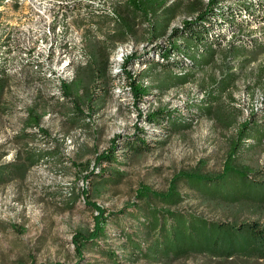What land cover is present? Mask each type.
Instances as JSON below:
<instances>
[{"label": "rangeland", "instance_id": "374dc122", "mask_svg": "<svg viewBox=\"0 0 264 264\" xmlns=\"http://www.w3.org/2000/svg\"><path fill=\"white\" fill-rule=\"evenodd\" d=\"M124 1L0 0V82L5 84L0 162H21L25 147L43 154L24 176L0 184V264H75L78 256L73 236L91 229L96 214L85 202L83 188L89 189L92 201L114 214L106 227L107 242L99 240L98 244L119 245L123 240L116 237L117 228L128 225L133 230L138 225L131 215L133 208L120 210L137 202L140 186L166 191L180 171L221 172L239 125L252 113L264 110V24L246 32L258 39L254 47H237L232 52L239 55L228 58L231 39L218 50L213 63L183 69L192 74L189 81L163 91L154 85L172 73L157 64L161 60L157 46L164 49L167 40L153 42L147 22L139 23L123 40L117 7ZM193 1H174L177 13L173 27L190 19ZM103 44L112 50L105 87L101 77L90 81L88 67ZM131 54L133 59L122 65ZM232 68H236V79L218 102L227 110L226 115H236V122L227 127L213 117L202 116L185 126L188 123L179 113L189 110L187 107L195 111L205 99L211 101L212 96L220 95L217 83L228 82ZM127 71L151 86L140 100L131 89ZM77 79L88 86L89 97L94 94L93 102H80L83 115L75 106L76 100L64 93L63 83ZM28 109L42 116L43 132L37 127L23 132ZM161 109L170 110V119L150 121L148 115ZM139 138L149 149L136 151L125 145ZM114 141L119 144L117 160L97 166L98 155L109 150ZM249 142L236 153L235 163L258 171L264 168V142ZM93 168L96 173L87 180L84 176ZM255 176L257 173L250 174ZM180 187L186 198L175 207L179 211L212 222H264V204L256 200L231 203L207 199L190 189L186 181L180 182ZM240 193L252 197L264 194V190L244 188ZM98 250L86 251V259L79 264L103 262ZM136 264H264V258L192 253L171 261L140 259Z\"/></svg>", "mask_w": 264, "mask_h": 264}, {"label": "trees", "instance_id": "16d2710c", "mask_svg": "<svg viewBox=\"0 0 264 264\" xmlns=\"http://www.w3.org/2000/svg\"><path fill=\"white\" fill-rule=\"evenodd\" d=\"M174 1L125 0L117 7L120 14L119 33L123 35V40L128 38V33L133 34L141 22H147L150 25V36L153 42L161 39L167 40V46L164 49L157 46L159 48L157 53L161 60L156 62L169 68L168 70H171L172 74L160 79L154 87L166 91L173 86L188 82L192 74L184 73L183 69L190 71L195 66L203 68L210 65L214 62L218 50L223 45L226 46L231 39L233 40L229 45L231 50L228 52V58L239 55V53L232 52L236 51L237 47L251 48L256 45L258 39L252 38V34L247 35L246 32L264 24V0H207V2L194 0L189 6L190 19L189 17L185 18L182 27L171 25L173 17L177 13V9L173 8ZM244 12L247 13L245 16ZM256 14L260 16H256ZM235 43H238V46H233ZM100 47L98 51L94 52V58L88 65L89 79L93 83L98 77H101L102 87H105L108 80L106 76L111 69L110 54L112 50L106 44ZM133 56L134 54L127 55L122 65L127 66ZM148 61L153 60L148 59ZM174 69H178L179 73H173ZM233 69L236 68L230 69L229 73L231 74L228 76V82L217 83L219 87L217 92L221 93L220 95L212 96L211 101L205 99L195 111L191 107H187L189 108L186 110L187 113L186 111L179 113L182 115L181 119L184 123H188L184 124L185 126L189 127L202 116L213 117L227 127H231L236 122V115H226L227 110L223 109L221 103L218 102L221 95L232 86L236 79V72ZM127 74L136 99H142L149 93L151 86H146L140 76L133 77L129 71ZM63 87L65 95L76 100L75 106L83 115L84 111L80 102H93L94 94L89 97L88 86L85 88L84 83L79 79L71 82L65 81ZM4 88L5 84L0 82V111L2 110L1 98ZM94 105L92 103V108ZM263 111L252 113L239 125L236 138L232 142L231 152L228 154L221 172L203 174L196 169L180 171L172 177L166 191H155L146 185L140 186L135 197L137 202L120 210V212H125L129 207L133 208L135 212L131 215L137 219L138 225L133 230V227L128 225L117 228L115 235L117 233L116 237L123 240L119 245L111 243L101 246L98 244L99 240L107 242L106 227L114 214L92 201L89 189L83 188L82 194L85 197V202L94 209L96 214L93 216L94 225L91 229L86 232L78 231L73 236L72 241L78 256L75 264L84 261L86 251L91 252L95 247L99 249L98 252L103 258V262L88 260V264H136L140 259L149 262L171 261L179 257L190 256L192 253H209L214 257L226 256L230 258L235 255H246L264 258V222L263 224L260 220L212 222L196 216L192 212L188 214L175 209L186 198L180 187V182L183 181H186L190 189L197 190L207 199L218 198L222 201L237 203L250 198L264 204V194L251 197L240 193L244 188L246 190H264V168L254 171L248 166L235 163L236 153L246 144L250 145V139H254L255 143L264 142ZM169 113L170 110L161 109L148 116L150 121H157L161 117L158 120L161 122L163 118L170 119L171 113ZM41 118L42 116L35 113L33 109H28L23 132L27 133L26 129L29 127H37L39 132H43L44 129L40 126ZM118 145V142L114 141L109 150L99 154L96 158V165L116 161ZM125 145L128 146V149L136 151L149 149L147 142L140 138L138 141L127 142ZM23 152L24 156L19 157L21 162H0V184L24 176L32 166L43 158L40 150L25 147ZM95 173L93 168L91 173L84 177L89 180V177ZM100 173L104 174L103 168ZM255 173L258 177H250V174ZM129 247L131 248L129 249Z\"/></svg>", "mask_w": 264, "mask_h": 264}, {"label": "bare ground", "instance_id": "6f19581e", "mask_svg": "<svg viewBox=\"0 0 264 264\" xmlns=\"http://www.w3.org/2000/svg\"><path fill=\"white\" fill-rule=\"evenodd\" d=\"M11 1H17V0H11ZM30 1V0H29ZM178 27H182V25L178 26Z\"/></svg>", "mask_w": 264, "mask_h": 264}]
</instances>
